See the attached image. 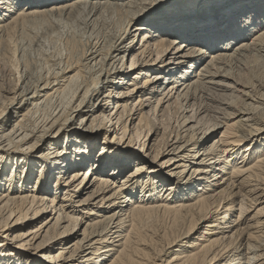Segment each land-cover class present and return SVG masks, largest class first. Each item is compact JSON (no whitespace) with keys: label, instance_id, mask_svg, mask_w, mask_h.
Segmentation results:
<instances>
[{"label":"bare ground","instance_id":"bare-ground-1","mask_svg":"<svg viewBox=\"0 0 264 264\" xmlns=\"http://www.w3.org/2000/svg\"><path fill=\"white\" fill-rule=\"evenodd\" d=\"M179 1L0 0V264H264V0Z\"/></svg>","mask_w":264,"mask_h":264},{"label":"rangeland","instance_id":"rangeland-1","mask_svg":"<svg viewBox=\"0 0 264 264\" xmlns=\"http://www.w3.org/2000/svg\"><path fill=\"white\" fill-rule=\"evenodd\" d=\"M186 1H188V0H181V1H179V2H177V3H175L174 5H171V6H177L178 4H180V3H185ZM2 79V76H1V74H0V80ZM133 101H131L130 103H132ZM222 125H220L219 127H221ZM173 137H174V135H172V137H171V139H173ZM263 136H260L259 138H254L255 140H260L261 138H262ZM103 138V137H102ZM101 141H105V140H101ZM264 141V140H263ZM106 142V141H105ZM107 143V142H106ZM102 144H104V145H102ZM112 146H114V150H116V151H114V150H110L109 152H111V154L112 155H114V154H118V153H123L122 151H124V150H126L125 148H123V147H126V144H118V141L116 140V142H114L113 144H111ZM107 145H105V143L103 142V143H101L100 145H99V147L98 148H100L101 150H102V148H104L105 149V147H106ZM97 148V149H98ZM121 149V151H117L118 149ZM248 153H250V151H248ZM163 161H161V163H162ZM157 165H160L159 163H156ZM135 167V165L133 164L132 166H131V168H134ZM85 169H87V167H84V168H82L81 170H85ZM157 216H155L154 218H153V220H152V222L151 223H148L149 224V227H148V230L149 231H154V230H157L158 228H160V226H162V224H163V217L165 216V215H161V214H156ZM40 220H42V219H40ZM40 220H39V222H40ZM36 223V222H35ZM153 224H155L154 225V227L151 229V227H152V225ZM81 233V232H80ZM82 237V236H81Z\"/></svg>","mask_w":264,"mask_h":264}]
</instances>
